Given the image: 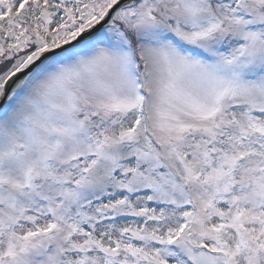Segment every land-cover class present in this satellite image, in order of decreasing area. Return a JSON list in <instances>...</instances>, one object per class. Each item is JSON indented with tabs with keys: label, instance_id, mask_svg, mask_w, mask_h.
I'll return each mask as SVG.
<instances>
[{
	"label": "snow or ice",
	"instance_id": "1",
	"mask_svg": "<svg viewBox=\"0 0 264 264\" xmlns=\"http://www.w3.org/2000/svg\"><path fill=\"white\" fill-rule=\"evenodd\" d=\"M0 264H264V0H0Z\"/></svg>",
	"mask_w": 264,
	"mask_h": 264
}]
</instances>
